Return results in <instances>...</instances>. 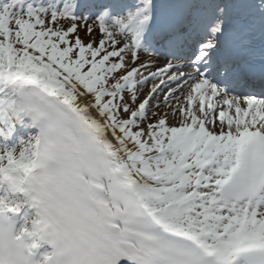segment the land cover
<instances>
[{
    "label": "snow or ice",
    "instance_id": "6c2138e0",
    "mask_svg": "<svg viewBox=\"0 0 264 264\" xmlns=\"http://www.w3.org/2000/svg\"><path fill=\"white\" fill-rule=\"evenodd\" d=\"M79 7L0 0V264H264V0Z\"/></svg>",
    "mask_w": 264,
    "mask_h": 264
},
{
    "label": "clouds",
    "instance_id": "9594fccd",
    "mask_svg": "<svg viewBox=\"0 0 264 264\" xmlns=\"http://www.w3.org/2000/svg\"><path fill=\"white\" fill-rule=\"evenodd\" d=\"M41 209L43 213L40 217L42 222V230L47 233H52L57 225L56 217L48 206L42 204ZM4 227L6 229L9 227L7 221H5ZM17 234H19V232H17ZM22 259L28 261V264H32L26 253L22 256Z\"/></svg>",
    "mask_w": 264,
    "mask_h": 264
},
{
    "label": "bare ground",
    "instance_id": "6f19581e",
    "mask_svg": "<svg viewBox=\"0 0 264 264\" xmlns=\"http://www.w3.org/2000/svg\"><path fill=\"white\" fill-rule=\"evenodd\" d=\"M81 0H77V2H80ZM112 1V0H111ZM131 2H134V0H131ZM27 119V118H26ZM20 127V135L21 136H27L29 133H32V134H35V132L37 131V129L36 128H34V127H29L28 125H24V124H22V125H20L19 126ZM22 212H23V210H22ZM29 212L30 213H34L35 212V210L34 209H29ZM20 219V218H19ZM21 220V224L23 223V220L22 219H20ZM126 262H129V261H127V260H120L119 262H118V264H123V263H126Z\"/></svg>",
    "mask_w": 264,
    "mask_h": 264
},
{
    "label": "rangeland",
    "instance_id": "374dc122",
    "mask_svg": "<svg viewBox=\"0 0 264 264\" xmlns=\"http://www.w3.org/2000/svg\"><path fill=\"white\" fill-rule=\"evenodd\" d=\"M0 142L2 143V140H0Z\"/></svg>",
    "mask_w": 264,
    "mask_h": 264
}]
</instances>
